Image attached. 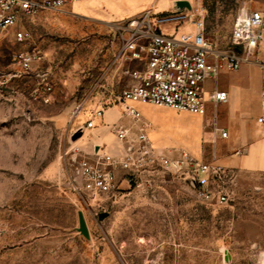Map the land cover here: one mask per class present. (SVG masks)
<instances>
[{"label": "rangeland", "instance_id": "374dc122", "mask_svg": "<svg viewBox=\"0 0 264 264\" xmlns=\"http://www.w3.org/2000/svg\"><path fill=\"white\" fill-rule=\"evenodd\" d=\"M175 1L204 10V35L220 48L239 11L264 18V0ZM84 3L38 12L0 36V264H264V174L233 171L225 205L200 203L178 174L157 165L112 197L71 189L85 146L91 151L101 139L117 152L112 125L138 136L118 102L136 65L114 61L120 44L104 24L120 19ZM121 3L119 10L136 9L149 0ZM178 10L171 0L153 7L157 14ZM84 14L95 21L78 16ZM18 30L26 33L21 43ZM18 52L39 53L41 61L22 71L13 60ZM257 54L249 63L264 66ZM42 87L50 90L40 95ZM106 109L94 130L71 139L94 111ZM179 121L199 128L203 116L187 113ZM211 148L204 145L201 160L214 164ZM79 213L87 237L78 230Z\"/></svg>", "mask_w": 264, "mask_h": 264}, {"label": "built area", "instance_id": "2783aa9c", "mask_svg": "<svg viewBox=\"0 0 264 264\" xmlns=\"http://www.w3.org/2000/svg\"><path fill=\"white\" fill-rule=\"evenodd\" d=\"M89 0H0V36L17 29L21 22L41 11H64L73 4ZM164 27L170 28L167 33ZM188 29L180 33L181 30ZM263 16L256 10L239 11L231 26L225 47H215L204 35V10L182 8L178 12L157 14L149 9L140 15L113 24L111 36L119 48L114 61H126L136 67L127 72L129 84L118 96L125 116L140 122L138 112L126 103H140L187 112L198 116L207 105L226 103V94L216 90L222 74L237 72L250 62L262 40ZM24 30L16 33L17 42L25 40ZM13 60L22 71H30L41 61L35 52H18ZM48 92L49 87H42ZM103 110L76 131L83 133L95 127ZM141 129L146 127L142 124ZM111 132L119 144L115 154L93 147L76 155L77 182L71 189L89 196L112 197L130 188L146 167L157 165L178 174L194 198L205 205L229 202L228 184L233 172L217 164L181 154L171 158L155 152L148 140L139 135L132 138L130 130L112 125ZM221 138L226 137L221 132Z\"/></svg>", "mask_w": 264, "mask_h": 264}, {"label": "crops", "instance_id": "0c3cea01", "mask_svg": "<svg viewBox=\"0 0 264 264\" xmlns=\"http://www.w3.org/2000/svg\"><path fill=\"white\" fill-rule=\"evenodd\" d=\"M103 1L110 2V7H101L102 9L99 10L101 5L98 4ZM122 1L133 5L141 0L83 2L91 6L90 11L95 8L102 15L116 17L114 19L123 21L153 9L157 0H149L148 5L141 4L136 9L132 6L128 7L129 9L119 10ZM171 1L175 2V0ZM92 14L78 16L93 20L95 16ZM104 24L111 27L115 22L105 20ZM256 50H258L257 57L262 62L264 57L262 41ZM229 80L232 84H227ZM216 90L226 94V103L217 104L215 107L208 104L199 128L184 125L179 121V118L187 113L140 103L125 104L134 108L140 116L138 124L131 121L128 122L127 127L135 128L139 135L148 140L155 152L168 157L176 158L186 154L202 159L203 147L209 145L212 146L210 158L214 164L232 172L264 174V66L247 63L243 64L237 72L222 74L216 80ZM105 111L107 109L103 113ZM98 121L95 120V127ZM142 124L146 127L145 129L140 128ZM221 132L226 133L225 138L220 137ZM96 146L102 147L103 149L100 150L104 153H116V148L105 147L101 139H97V142L92 144V147ZM88 148L85 146L82 151L89 152Z\"/></svg>", "mask_w": 264, "mask_h": 264}, {"label": "water", "instance_id": "95a60500", "mask_svg": "<svg viewBox=\"0 0 264 264\" xmlns=\"http://www.w3.org/2000/svg\"><path fill=\"white\" fill-rule=\"evenodd\" d=\"M176 3V6L179 8V9H182V8H188V3L185 2V1H175ZM82 135L81 131H75L71 137L72 140H75L77 139L78 137H80ZM106 217V214H102L100 215V219ZM78 230L79 232L84 236V237H87L88 234H87V229H86V226L84 224V221H83V218H82V215L79 213L78 214Z\"/></svg>", "mask_w": 264, "mask_h": 264}]
</instances>
